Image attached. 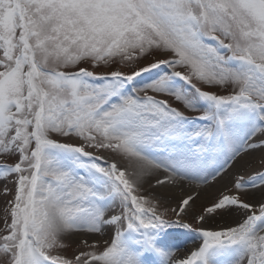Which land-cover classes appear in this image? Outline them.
Segmentation results:
<instances>
[{"label": "snow or ice", "instance_id": "1", "mask_svg": "<svg viewBox=\"0 0 264 264\" xmlns=\"http://www.w3.org/2000/svg\"><path fill=\"white\" fill-rule=\"evenodd\" d=\"M0 182V264H264V0H0Z\"/></svg>", "mask_w": 264, "mask_h": 264}, {"label": "bare ground", "instance_id": "2", "mask_svg": "<svg viewBox=\"0 0 264 264\" xmlns=\"http://www.w3.org/2000/svg\"><path fill=\"white\" fill-rule=\"evenodd\" d=\"M259 154H257L258 156ZM253 167H259L258 163L254 162ZM227 183V181H218L215 183L214 186H209L207 189H205L204 195L200 198V200L198 201V205H202L205 204L207 202H209L211 200L212 197H214L223 187L224 185ZM192 186H185L184 191H189L191 190ZM176 198H179L180 195H182V191L180 188H177L175 190L174 193ZM258 197L256 200H254L253 202H257ZM173 206H174V202H173ZM245 214L242 212H237V213H233L230 216H227L225 218H220L217 217L214 220H212L209 225H207L208 227H212V228H217V227H227V226H234L236 223H238L240 220H242L243 216ZM106 238V237H105ZM105 238H101V237H95V239H105ZM108 239V238H106ZM186 238L181 237V240H184ZM178 243L180 241H177ZM199 244V239L197 238L196 243H191L189 242L187 244V248L191 249V248H195L197 247ZM186 249L185 248H181L179 252H177V256H182L184 255Z\"/></svg>", "mask_w": 264, "mask_h": 264}, {"label": "rangeland", "instance_id": "3", "mask_svg": "<svg viewBox=\"0 0 264 264\" xmlns=\"http://www.w3.org/2000/svg\"><path fill=\"white\" fill-rule=\"evenodd\" d=\"M112 67H113V69H115L117 66L113 65ZM125 70H127V69H125ZM100 71H107V69H100ZM9 187H12V185L9 184ZM2 188H3V183L0 182V189H2ZM9 198L10 197H5L3 195H0V210H2L5 207L6 200L9 199ZM0 222H2V211H0ZM106 238H108V239L111 238V233L110 232H109V235Z\"/></svg>", "mask_w": 264, "mask_h": 264}]
</instances>
